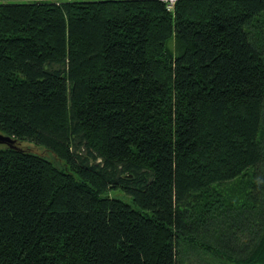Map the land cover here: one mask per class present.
Segmentation results:
<instances>
[{
  "label": "trees",
  "instance_id": "1",
  "mask_svg": "<svg viewBox=\"0 0 264 264\" xmlns=\"http://www.w3.org/2000/svg\"><path fill=\"white\" fill-rule=\"evenodd\" d=\"M0 132V264H264V0H0Z\"/></svg>",
  "mask_w": 264,
  "mask_h": 264
},
{
  "label": "water",
  "instance_id": "2",
  "mask_svg": "<svg viewBox=\"0 0 264 264\" xmlns=\"http://www.w3.org/2000/svg\"><path fill=\"white\" fill-rule=\"evenodd\" d=\"M21 143H18L15 139H13L11 136L5 135L0 132V145H6L13 149H22L20 147Z\"/></svg>",
  "mask_w": 264,
  "mask_h": 264
},
{
  "label": "rangeland",
  "instance_id": "3",
  "mask_svg": "<svg viewBox=\"0 0 264 264\" xmlns=\"http://www.w3.org/2000/svg\"><path fill=\"white\" fill-rule=\"evenodd\" d=\"M110 195H112V196L114 195V196H121V197H124V196H123V193H122L121 191H113V192L110 193ZM124 199H125V200H129V197L125 196Z\"/></svg>",
  "mask_w": 264,
  "mask_h": 264
},
{
  "label": "built area",
  "instance_id": "4",
  "mask_svg": "<svg viewBox=\"0 0 264 264\" xmlns=\"http://www.w3.org/2000/svg\"><path fill=\"white\" fill-rule=\"evenodd\" d=\"M167 2L168 9L171 10L174 8L176 0H165Z\"/></svg>",
  "mask_w": 264,
  "mask_h": 264
}]
</instances>
